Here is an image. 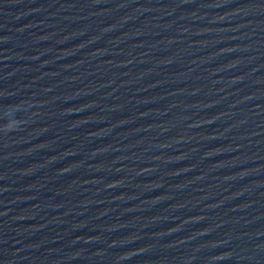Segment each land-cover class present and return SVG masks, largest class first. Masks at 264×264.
<instances>
[{
	"label": "water",
	"instance_id": "1",
	"mask_svg": "<svg viewBox=\"0 0 264 264\" xmlns=\"http://www.w3.org/2000/svg\"><path fill=\"white\" fill-rule=\"evenodd\" d=\"M0 264H264V0H0Z\"/></svg>",
	"mask_w": 264,
	"mask_h": 264
}]
</instances>
